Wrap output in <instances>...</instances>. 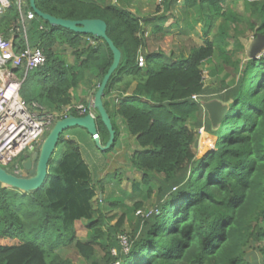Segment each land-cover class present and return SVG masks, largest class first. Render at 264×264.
I'll use <instances>...</instances> for the list:
<instances>
[{"label": "trees", "instance_id": "trees-1", "mask_svg": "<svg viewBox=\"0 0 264 264\" xmlns=\"http://www.w3.org/2000/svg\"><path fill=\"white\" fill-rule=\"evenodd\" d=\"M177 1L160 0L155 12L161 13V21L173 16ZM184 3L185 11L196 9L206 22L203 45L186 58L160 63L158 54H144L151 20L133 13L130 0H35L39 11L55 18L106 23L107 36L122 58L104 91L115 141L102 153L116 147L117 117L134 138L136 149L127 160L142 178L127 196L132 206L110 227L112 219L107 221L104 211H113L124 200L103 198L107 176L95 180L78 144L63 133L38 190L22 193L0 186V264H68L57 253L62 248H74L91 264H264V55L247 58L239 71L227 40L241 35L243 16L226 0ZM250 5L249 29L264 35V1ZM19 19L13 5L0 16V35L11 40L16 54L29 46L39 47L45 56V64L29 72L21 85L24 100L58 113L73 104V92L81 86L96 92L113 60L103 40L52 28L36 16L26 22L25 38L15 30ZM219 19L221 27L232 25L234 34L211 40V28ZM161 29L155 26L152 33ZM141 53L143 68L137 65ZM213 62L212 75L223 63L235 68L237 80L227 83L226 76L218 88H207L202 68ZM15 74L22 78L23 68ZM132 83L136 86L130 97L110 101ZM193 96L198 99L193 101ZM211 101L228 105L217 125L204 109ZM69 115L80 116L75 110ZM96 126L105 146L109 134L99 117ZM199 130L216 141L197 158ZM152 196L155 209L137 218L123 252L118 234L126 217L141 212ZM81 221L86 222L84 242L76 237Z\"/></svg>", "mask_w": 264, "mask_h": 264}, {"label": "rangeland", "instance_id": "rangeland-1", "mask_svg": "<svg viewBox=\"0 0 264 264\" xmlns=\"http://www.w3.org/2000/svg\"><path fill=\"white\" fill-rule=\"evenodd\" d=\"M116 1V0H113ZM136 3L133 4V1L130 0V8L131 11L135 14H137L140 18H144L147 15V17H150V15H153L155 12L156 6L160 5V0H135ZM258 1L262 2L264 0H226V4H228V7L237 13L238 15L242 17V22H240V28L241 35L237 36L236 41L228 38L227 43L228 51L234 52L233 62H238L239 64V71L244 69V66L247 62L248 58V49L251 46L252 42L255 39V32L251 31L249 29L248 24V18L251 15V2ZM144 8H147L146 11H143ZM185 3L184 0H178L176 3V6L174 7L172 18H168L165 20L166 25L169 27H172V32L170 33V36L162 40L160 42L161 44H157L158 41H156L153 44H150V49L152 51H157L162 54H171V56H177L180 55L188 56L189 50L192 47H197L203 45V36H204V26H205V20L202 19L196 9H190L188 11H185ZM153 12V13H152ZM222 20L219 19L215 22L213 27L211 28L210 34L208 38L211 40L216 36H223L226 32L229 35H233V26H223L221 27ZM252 22H257L256 20L252 19ZM164 23V24H165ZM188 32V35H185ZM161 41V40H160ZM235 43H237L235 45ZM264 55V52L261 56ZM160 63H168L167 60L160 59ZM215 63H211L209 65H206L202 68L203 70V76H204V84L207 86V88H210L212 90L219 87L220 81L226 76H229L226 79V82L229 83L233 79L237 80L238 73L235 71V68L230 65L221 64L219 70L216 74L212 75V72L215 70ZM216 69V71H217ZM93 99V98H92ZM92 99H90L89 102H92ZM88 102V103H89ZM94 116L97 117L96 112H94ZM192 123V122H190ZM116 124V121H115ZM192 124H189L191 126ZM117 126V125H116ZM118 128V126H117ZM119 129V128H118ZM71 130V129H70ZM68 130L66 132H75L79 133L80 131L74 130ZM81 130V129H78ZM65 132V133H66ZM203 131L199 130L196 133L199 134V146L194 151L197 158L202 157L204 154H206L210 149L214 148L216 138L213 136H207L204 134ZM85 134V133H84ZM87 136V135H86ZM90 138V137H89ZM120 141L116 144V149L112 148V151L114 154H110V156H113L110 161L113 163V167L111 170V173L107 175V181L105 184V192L103 195V198L112 197L114 199H123L124 203L122 206L114 209L111 212H105V218L108 221L109 219H112V221L109 223L110 227L114 226L120 216L124 213L126 206H132L133 200L129 199V195L133 194V192L136 191L137 187L141 183V174L136 172L134 169H132L131 164L127 160L128 157L132 154V152L136 149L135 143H133L131 137L128 135H125V133L121 130L119 133ZM94 153L98 155L99 158H106L107 155L102 153L94 143ZM40 147V146H39ZM87 146H83V149L85 150V156H91L93 155L92 151H89ZM88 149V152H87ZM115 150V151H114ZM111 151V152H112ZM110 153V152H109ZM109 155V154H108ZM115 156V157H114ZM23 158V156L20 157V159ZM25 175L29 176L30 174L25 172ZM94 179L103 180L100 179V176L97 173L94 176ZM110 181V183H109ZM153 188L155 189V185H153ZM101 197V196H100ZM155 197L152 196L148 201L144 204V209L141 212L135 213V214H128V217H126L124 221V225L121 228V231H123L122 234H118V239L121 241V245L123 247V252H126L127 245H128V238L130 236V233L134 229V226L136 224L138 217L145 216L148 212H151L155 209ZM124 205V207H123ZM97 206L94 204V207ZM102 206H107V203L102 202ZM76 237L80 241H87V230H86V222L81 221L77 223V234ZM58 255L63 261H67L68 264H91V262L84 260L74 248H62L59 251H57ZM113 253H116L114 250ZM98 257L101 255L98 251L96 254Z\"/></svg>", "mask_w": 264, "mask_h": 264}, {"label": "built area", "instance_id": "built-area-1", "mask_svg": "<svg viewBox=\"0 0 264 264\" xmlns=\"http://www.w3.org/2000/svg\"><path fill=\"white\" fill-rule=\"evenodd\" d=\"M16 6L20 19L16 24V32L25 36L26 22L35 15L27 9L26 0H0V16ZM45 56L39 47L27 46L22 52L14 53L11 40L0 35V166L16 177H25V170L20 157L28 150L38 149L54 124L69 116L75 110L80 116L93 114L92 102L87 105H74L62 109L58 113L49 112L36 102H27L20 95L21 85L26 75L42 67ZM145 58L138 56L139 68L145 66ZM23 68L24 75L19 78L15 71ZM196 101L198 97L191 98Z\"/></svg>", "mask_w": 264, "mask_h": 264}, {"label": "water", "instance_id": "water-1", "mask_svg": "<svg viewBox=\"0 0 264 264\" xmlns=\"http://www.w3.org/2000/svg\"><path fill=\"white\" fill-rule=\"evenodd\" d=\"M28 5L37 18L46 22L52 28H62L77 34L90 35L96 40H103L110 49L113 60L92 99V108L109 134L106 145L103 146L101 144L96 126L97 117L93 114H86L85 116L69 115L64 119L58 120L46 135L40 147L35 150H28L23 155L22 167L30 174L29 176L16 177L8 173L7 169H3L0 166V186L16 189L22 193L34 192L44 184L48 173L49 162L55 153L61 135L66 131L72 128L83 129L93 139L96 147L101 152H106L111 148L115 141V131L110 116L104 107L103 96L107 84L111 76L118 69L122 58L121 52L107 36V25L104 21L97 19L82 21L59 19L39 11L36 7L35 0H29ZM263 52L264 35L256 34L254 41L248 49V58H259ZM204 109L208 114L210 122L213 125H217L225 119L228 112V105L222 104L219 101H211L204 104Z\"/></svg>", "mask_w": 264, "mask_h": 264}, {"label": "crops", "instance_id": "crops-1", "mask_svg": "<svg viewBox=\"0 0 264 264\" xmlns=\"http://www.w3.org/2000/svg\"><path fill=\"white\" fill-rule=\"evenodd\" d=\"M132 1H133V4L136 3L135 0H132ZM146 9L147 8H144L143 11H146ZM142 16H145L144 18H148V19L151 20L147 24L146 35H145V37L147 39V45H146L147 48H146V50H143L144 51V54L145 53H155V54H158L159 56H161L160 59H163V60L165 59V60L168 61V63L174 62V61H178V60H181L183 58L188 57V56L185 57L183 55H180L179 57H177V56H171V54H169V53L162 54V53H159L157 51L156 52L155 51H152L150 49V44H153L156 41H158L157 44L160 45L161 44L160 42H162V40H164L165 38H167V37L170 36V33L172 32V27L167 26L168 24L166 25V23H165L166 21H161L159 19L160 16H161V13L156 14V12H154V14L153 15H150V17H147V15H142ZM170 18H172V17H170ZM159 25L161 26L162 29L159 30L155 34L152 33V28H154L155 26H159ZM185 35H188V32ZM197 47H199V46H197ZM194 48H196V47L194 46V47H192L189 50V54L192 51V49H194ZM144 54L141 53V55L145 58V55ZM135 86H136V83H132L131 86L126 91V93H122V95H116L115 94V95H113L111 97L110 101L118 102V101H121V100H123L125 98L130 97L131 94H132V92H133V90L135 89ZM93 96H94V91L93 90H90V89L87 90V89H85L84 87L81 86L79 89H77L76 91L73 92L74 100H73L72 106H74V105H87L88 102L90 101V99L93 98ZM115 121H116V125L119 128V133L122 130L125 133V135H128V133L126 132L125 126L123 125L121 119H119V118L116 117L115 118ZM74 129L76 131H80V132L78 134L75 133V132H72V133L71 132H66L65 133V137L67 139L74 140L78 144V146L80 147V150L82 152L83 158L85 159V161L89 164V166L92 169L93 176H95V174L98 171V174L100 176V179H104L109 173H111L112 167L114 166L113 163L110 161V159H112V157H113V156H110V154H114L113 151H112V153H110L109 155H107L106 158H102V159L99 158L98 155H96L93 152L94 151V148L92 146L93 144H91L93 142H92V139L89 138L90 136L87 134V132L85 130H83V129L78 130L80 128H72L71 130H74ZM129 137H131V136H129ZM131 139H132L133 143H135L134 138L131 137ZM118 140L120 141V138ZM83 146H87L88 149H89V151H92L93 155L86 157L85 156V150L83 149ZM88 149H87V152H88ZM114 149H116V148H114ZM88 154H89V152H88ZM22 160H23V158L20 159L21 164H22Z\"/></svg>", "mask_w": 264, "mask_h": 264}, {"label": "bare ground", "instance_id": "bare-ground-1", "mask_svg": "<svg viewBox=\"0 0 264 264\" xmlns=\"http://www.w3.org/2000/svg\"><path fill=\"white\" fill-rule=\"evenodd\" d=\"M0 74H2V72H0Z\"/></svg>", "mask_w": 264, "mask_h": 264}]
</instances>
